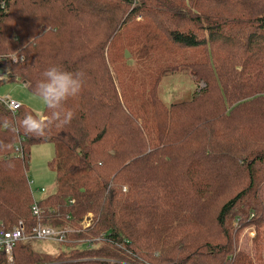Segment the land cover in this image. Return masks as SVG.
<instances>
[{
	"label": "trees",
	"instance_id": "trees-1",
	"mask_svg": "<svg viewBox=\"0 0 264 264\" xmlns=\"http://www.w3.org/2000/svg\"><path fill=\"white\" fill-rule=\"evenodd\" d=\"M0 69L46 107L0 103V228L74 229L0 264L264 263L238 246L264 238V0H1ZM181 71L203 86L167 104ZM38 143L58 181L36 201Z\"/></svg>",
	"mask_w": 264,
	"mask_h": 264
},
{
	"label": "rangeland",
	"instance_id": "rangeland-1",
	"mask_svg": "<svg viewBox=\"0 0 264 264\" xmlns=\"http://www.w3.org/2000/svg\"><path fill=\"white\" fill-rule=\"evenodd\" d=\"M138 19L141 18L138 17ZM14 58L17 59V57ZM2 78L7 79V82L0 84V97L10 96L21 104L23 103L32 108L39 115L43 114L46 108L44 97L30 92L24 82L11 79L5 73L3 75L0 74V80ZM202 86L203 83L198 82L192 73L181 71L167 74L161 80L158 89L160 97L168 104L182 101L183 99H191ZM54 152V145L52 143H38L31 147V158L28 164L27 176L29 181H31L32 193L36 201L54 193L56 190L58 181L56 173L47 165V162L53 157ZM257 235L258 231L253 224L246 225L239 233L240 240L238 246L241 249L249 251L253 259L257 257V248L260 244L264 245V241H262L264 238L257 240ZM32 242L31 244L39 251L45 250L56 254L59 250L57 242L49 240H32ZM263 250L264 248L260 253L262 252V256L264 257Z\"/></svg>",
	"mask_w": 264,
	"mask_h": 264
},
{
	"label": "built area",
	"instance_id": "built-area-1",
	"mask_svg": "<svg viewBox=\"0 0 264 264\" xmlns=\"http://www.w3.org/2000/svg\"><path fill=\"white\" fill-rule=\"evenodd\" d=\"M1 2V0H0ZM0 103L5 105L7 108L11 109L12 111L18 110L22 104L11 98L10 96L7 97H0ZM16 149L18 150V153L22 156L23 152H21V149L17 146ZM43 189V188H42ZM73 202V200H71ZM32 210L35 215H40V209H38V206L36 202L32 205ZM93 221V213H88L85 218L82 220V227L83 229L90 227L92 225ZM73 228L69 227H53L50 225L45 224H38L32 229V232L30 234H26L25 232V226L20 221L17 225L13 226L11 229H5L0 228V248L3 249L4 254H6L9 261H13V248L14 246L23 240H27V238L34 239V240H49L53 242H65L67 241L68 237L67 235L70 233V231H73ZM101 238V236H100ZM98 238V240H100ZM87 247H94L96 245V242L94 240L86 241ZM83 241H81L79 244L84 245Z\"/></svg>",
	"mask_w": 264,
	"mask_h": 264
},
{
	"label": "water",
	"instance_id": "water-1",
	"mask_svg": "<svg viewBox=\"0 0 264 264\" xmlns=\"http://www.w3.org/2000/svg\"><path fill=\"white\" fill-rule=\"evenodd\" d=\"M3 73V69H0V74H2Z\"/></svg>",
	"mask_w": 264,
	"mask_h": 264
}]
</instances>
